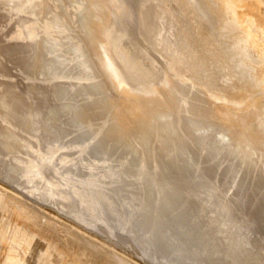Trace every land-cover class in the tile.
I'll use <instances>...</instances> for the list:
<instances>
[{"label":"rangeland","instance_id":"obj_1","mask_svg":"<svg viewBox=\"0 0 264 264\" xmlns=\"http://www.w3.org/2000/svg\"><path fill=\"white\" fill-rule=\"evenodd\" d=\"M63 1L64 2H62V0H6L5 2L4 0H0V264H157L141 256V251L138 249V245L130 234L128 235V233L120 231L109 233V228L106 226V223L101 220L102 218L97 220L96 223L90 225L81 223L67 212L65 213L66 210L63 209L61 204H50L51 202L44 201L37 195L47 192L51 196L52 194L57 193L60 196H65L68 200L78 205L85 204L88 195H86L87 191L82 185L78 184L77 181L83 180L92 174L91 176L99 178L104 182L103 184L106 189H116L114 195L116 194L115 200L117 202V210L119 208L118 205H120L119 203L130 202L131 199L137 198L138 200H132L130 209L132 212H140V210H144L146 197L149 194L153 196L156 195V193H159L157 196L159 195L158 197H161L163 195V193H161L162 191L157 192L162 190H158L161 181L157 182L158 180H155L158 169L157 163H160L165 156V158H163L164 161L168 153H177L174 155L178 156V152L176 151H179L180 148L195 147V140L189 137L187 141L184 139V141L182 140L180 142L181 144L178 145L175 144V139L161 144V130H159V128L150 130V119H145L143 124L142 118H137L139 120L135 119L138 123L136 121H134L135 124L133 123L131 138L129 136V145L122 141V139L115 138L114 140L113 137L110 138L111 136H109L108 132L116 127V120L113 113L115 107L120 104L122 99H124L126 93L140 99H149L151 93L157 88H161L164 83H169L171 85L178 84L179 88L175 95L177 99L174 97V102L172 103L171 108L172 119L178 125L176 126L177 136L180 132L183 134L186 123L194 118V115L195 120L204 122L208 129L213 130L212 134H210V132L203 137L204 140L201 146L194 148L192 151H195L194 154L196 157L195 158L192 153V160L197 161V167L194 168L193 171L191 170L192 173L190 170H187L189 171L188 173L187 171H181L182 174H185V176L183 174L181 178L180 175H178L181 174V172L179 173L176 168L173 169L175 171L170 168L171 170H169V172L173 171L174 174H177L174 176V174L168 172L166 173L167 176L163 178V180L167 178L168 180L166 179L164 181L168 182L170 187L175 188L176 190L178 189L180 193L184 194L187 192L191 197L190 201L193 200L191 206L192 203H194L196 206L193 205V207L195 206V208L201 206V204H206L203 203V200L206 199V194H210L211 192L212 195L208 196L212 198L214 197L213 201L215 203L212 202L211 204L204 205L205 208L200 212L201 217L199 221H202V225L206 226L203 229L202 238H208L205 245H203L204 247H206V245H217V249H219L218 245H220L223 250L228 251L229 249L228 252H231L233 248L238 245L239 250L231 257L223 256L221 254L211 257V261L207 264H264V176H261L260 180L262 185L260 186L261 190L258 191V188L253 187L258 172L257 165L260 172H262V166L264 165H262V163H264V69H260L257 73L256 79L249 82L245 81L244 74L237 77L233 76V74L231 76L234 63L231 64V58L230 56H227V52V54H225V51H223L221 55V58L224 57V60L226 58L225 56H227L226 61L228 62L226 63L228 64L225 68L223 65H226V63L221 59L224 63L223 64L219 58L218 60L220 61L216 60L214 66L212 63L210 64L209 62H206L208 65L202 64L203 71L201 70V66L195 69L193 68V70L190 67L192 65L191 62L193 61L191 59L193 58L188 53H185V58H182L183 61L182 64L178 65L179 67L169 69L168 66L169 61L173 60L171 58L175 59V57L178 56L176 50L179 49L181 52L182 50H185L188 42H190V40L192 42L193 37H195L197 33L198 36H201L198 37L200 38L199 42L202 41L205 43L212 31L214 32V30H217L218 32H221V30L226 31L229 29L236 11L246 9V11H252L253 6V8L256 7L254 10L257 9L259 15L264 17V0H97L95 2H90L89 5L92 8H89V6H87L88 9L86 8L90 13L88 18H86V26L89 25L88 19L90 16V22L101 20L103 16L106 15L109 19H107L108 22L105 24L107 26H104L102 31V34H104V41H106H102V45H98L94 43L93 40H84L87 51L86 54H82L84 44L81 42L83 41L81 38L85 36L86 28L83 26L79 17H76L77 10L82 8L86 2L83 0ZM235 1L236 3L238 2L236 5ZM16 2L18 5H16ZM8 4L11 8L8 7ZM34 4L35 6L40 4L37 6L39 9L36 8ZM243 4L244 6H241ZM222 7L225 10L221 9V11L220 8ZM240 7L242 9H240ZM31 8H33L32 11ZM221 12L224 13L222 14ZM160 16L162 19L158 18ZM228 19H230L231 23ZM222 20L223 22L227 21L223 23V27L221 23ZM187 28L188 30L190 29V32L188 33H190L191 37L187 34V38L181 39L182 41L180 40L174 43L171 41L169 42V38L170 40H173L174 38L176 39V33L178 31H184ZM142 31L144 36L143 33L141 35ZM227 32H229V30H227L226 33ZM226 33L223 34L226 35ZM229 33L226 37L223 36L225 38L224 42L228 41V43H230L232 41L228 38L231 34ZM166 36H169L168 40ZM163 39L166 43H162ZM41 40H45V42L43 41L45 46H55L58 42L68 44L67 42L69 40L72 41L74 52L65 59H62V56L59 57L63 64L62 72L66 71V69L76 71L82 68L81 66L88 68L89 61L92 59L94 61L97 60V63H95L98 64L99 67L100 65L101 67L104 66L103 70L100 71V79L106 82V91L104 94L109 98V104L105 105L103 108L98 107L96 110L93 109V111L88 112L87 115H84L86 117L88 116V119L83 116L84 121L82 120L80 122L81 124L79 123V126L72 125L68 122L70 113L62 115L61 118L52 120L50 125L55 126L56 132H62L63 129L66 130L67 126H70L71 128L65 133V138H62L63 140L60 144L58 141L52 140L51 137H53V135L51 133L47 134L44 130L45 134L43 130L40 129L41 126H38L39 122L36 124L33 123L36 128L32 126L29 130L20 131L19 128H24L18 126L19 128L17 129L14 127L7 119L5 113L7 108L10 107L8 106L10 102L7 104L6 101V95L10 89L12 92L15 90L13 94L22 99L25 104L35 107L37 104L46 103L45 106L49 107L54 103L55 88H59L58 90H60L69 87L71 92L75 87H79L90 81L86 79L85 82H83L80 81L81 78L72 76H58L49 79L46 78L47 80H41L40 76V78L36 77L38 76L37 73L35 74L33 71L34 74L32 75V72L30 73L29 71L28 73V70H26V67L29 64L27 63L29 59L28 54H24L25 50L22 52V49L17 52L15 50L12 51V49L24 46L26 43H29L30 48H32V45H36ZM47 46L46 48H48ZM116 48H118L119 51ZM122 49L126 50L130 57L126 51H124V55H127V57L126 59H123L125 56H122ZM116 51L120 53H116ZM229 51L231 52V50ZM36 52V55H38L39 51L37 50ZM18 53H20L19 55L21 58ZM21 53H23L25 57H23ZM49 55L52 57L51 53ZM131 56L137 61L140 59L138 62H141L140 65L142 67L136 71L137 74L139 73L138 76L141 77L140 79L142 80H137L138 83H136V79L138 78H136L135 71L133 70L134 74L132 71H129L130 69H126L128 64H131ZM31 58L32 57H30V60ZM20 59H23V61ZM126 60H129V63L127 62L126 64ZM80 62L82 63L81 65ZM220 62L222 65L221 67L223 68L222 70L220 66H216L217 63L220 65ZM123 65L126 68H124ZM204 65L206 67H204ZM144 68H148L151 74L149 71L145 73ZM199 68V71L201 72L197 74ZM25 70L27 72H24ZM147 73L151 76H147ZM191 73L192 75H190ZM229 74L231 77H227ZM193 76H196V78H193ZM149 80H151L150 82L152 83H148ZM174 82L176 83L174 84ZM204 83H207L211 87H208V89ZM213 85L214 87H212ZM53 86L54 89H52ZM211 88L214 91H212ZM36 92L38 93L36 94ZM45 92L48 93V96L44 102L41 93ZM215 92L221 93L222 96H218ZM205 98L206 103H204ZM244 98L245 101L243 100ZM51 99L52 102L50 103L49 101H51ZM201 99H203V101H200ZM26 100L28 103H26ZM255 101L262 102L263 104L261 103V105H263V108L259 111L253 109L254 112H252L251 109V113L250 111L245 113V107ZM221 102L222 104L225 103L223 105L227 104V106L235 109L232 115L233 119L234 121H237V125L239 123L241 124V126L239 124V127L236 125V128L235 125H233L235 131H233L231 128L232 126H230L231 133L232 131L234 133L232 136L228 131V127L225 125H219V122L216 123V121L214 122L211 120L210 113H207L204 115L205 117H203V114L199 113L198 109H196L199 107L206 108L210 106H218ZM16 103L20 105V101H17ZM175 103L176 105L174 106ZM4 105L8 107L3 109ZM197 105L199 107H197ZM187 106H189L188 108L192 112H190L189 109H186ZM34 107L33 109H35ZM173 107H175V110H173ZM2 111L6 118L3 116ZM97 114H100V117H98ZM44 116L45 114L43 117ZM6 120L8 121L6 122ZM25 122L26 121L23 122L24 124L22 123L24 127L26 124ZM82 123H85V125L83 126ZM80 128L83 129V131L87 130V133H78ZM72 132L73 134H71ZM217 132L223 137V145L219 148L221 149L222 146L226 147L223 150H219L220 152H218V150L212 152L216 153L215 155L219 154L218 158L217 156H213L208 159V161L203 158L204 156L202 157V155L207 149L206 146L209 142L208 139ZM145 133L147 134L145 135ZM182 134L179 136H182ZM82 135H87V137L83 138ZM105 135L106 138L104 139ZM143 135H145V137L141 140L140 138L143 137ZM177 136L176 138L180 139L179 136ZM50 138L51 140H49ZM76 138H79L80 140H77L76 142ZM98 138H101V140L103 139L102 141H99L103 147L104 145H107L104 147L105 150L101 147L103 148L102 154L101 149L99 148L100 150L97 152L99 153V156L98 154H93L92 156V153H90L92 151L91 147ZM6 139L10 140L11 146L9 148H5ZM69 142H71L70 145H68ZM79 142L80 144H78ZM112 142L113 144H111ZM171 142L173 143L169 146ZM124 143H126V146ZM57 144L58 146H56ZM23 145H27L33 153H37L38 157L45 156L46 153H53L54 159L52 166L50 167L47 163L28 165L29 167L27 168L29 169V172L24 173L21 171L20 175H22V177L17 175L18 180H16L17 177H15V181H7V179H5V174L8 170H11L14 163H17L18 161L26 162L29 159H33V157L35 158V154L33 153H29L32 156H30L29 159L27 158L29 157V154L28 152L27 154L25 153L26 149L23 147L19 148V146ZM120 145L124 147V149ZM140 146L142 149H140ZM14 147L19 148L18 152H12ZM115 148L118 150L116 151ZM134 151L137 155L135 154L136 156L134 155L133 157L129 156V154L131 155ZM202 151L204 153H202ZM124 152H127V154ZM10 153H12V156H10ZM21 153H24L26 156L24 157V154L22 155ZM106 153L108 155H106ZM145 153H147V156ZM155 153L157 155H155ZM222 153L224 155H222ZM233 153H237V156ZM248 153H253L258 156V158H254L258 162L256 161L255 165L251 168H248L251 165H249V161H246ZM109 155L111 156L109 157ZM161 155L163 157H161ZM256 155L255 157H257ZM144 156L148 157V159L143 158ZM128 157L130 160L131 158L133 160L130 162ZM260 158L263 160H260ZM143 159L147 160L143 161ZM38 160V158L34 159L35 162H38ZM154 160L156 162H154ZM61 161H66L68 165L69 162L70 164H75L77 162V167L80 168V174L77 173L71 177L70 181L64 182L62 177L64 170L60 168ZM128 162H130V166ZM123 163H126L127 165L124 166ZM136 164L138 166H136ZM54 165H56V167ZM145 165H148L147 168L149 171L145 168ZM212 168L214 171L211 170ZM244 169H246L244 171V173L246 172L245 176L244 173L241 172ZM108 170L115 171V175L110 180H114L124 172L123 175L126 179L125 185L120 186L121 181H118L119 185L114 184L115 186L113 187L110 184L111 182L109 179H103L104 176H108L104 175ZM142 172L144 180L142 178L141 184V182L137 180V177L139 176V173ZM237 173L243 174L242 183L238 186L235 184ZM207 174H209V177ZM23 175L28 178V181H26ZM153 178L155 181L152 180ZM20 179V182H24L20 183ZM245 181L247 184H250L245 185ZM167 186L168 185L166 184V188ZM253 190L258 192L255 193ZM250 196L251 198L249 200L247 197ZM260 196L263 199L262 204L260 203ZM258 198L260 199L257 200ZM247 200L249 201L248 203H246ZM256 200L257 202L259 201V205H257L258 203ZM56 204L58 205L56 206ZM110 205L111 208H113V206L116 208L115 203ZM256 205L257 207L254 209ZM225 207L230 209L232 219L227 216L225 211H221V209ZM217 214H219L218 219ZM113 216L114 214L107 219V222L115 227L117 226V222L114 220ZM224 223L232 224V229L228 232H222L223 234H221L219 233V226ZM257 225L258 227L262 226L263 230L262 228L258 229ZM204 230L206 231V234H204ZM220 230L222 229L220 228Z\"/></svg>","mask_w":264,"mask_h":264},{"label":"bare ground","instance_id":"obj_2","mask_svg":"<svg viewBox=\"0 0 264 264\" xmlns=\"http://www.w3.org/2000/svg\"><path fill=\"white\" fill-rule=\"evenodd\" d=\"M4 1L6 2V0H4ZM83 1L86 2V4H84L82 6V8H80V9L78 8L79 10H77L78 12H76V17H79V19L81 20L83 26H85V28H86L85 29L86 30L85 36L82 37L83 39L81 38V40H83V41L84 40H88V41L93 40L94 43H96L98 45H102V41H104V36H103L104 34H102V31H103L104 26H107L105 24L108 22L107 19H109V18H107V15H106V16H103V18L101 20L90 22V20H91V18H90L91 16H90L89 19H88L89 20V25H87L88 26L87 27L85 22H87L86 18H88V15L90 13H89V11L86 10V8H87V6H89V8H92L89 5V3L90 2H95L97 0H83ZM226 1H228V0H226ZM62 2H64V1L62 0ZM14 3H15V1H14ZM237 3L235 1V5ZM35 4H36V2H35ZM35 4H34V6H35ZM16 5H18L17 2H16ZM16 5L14 4L15 7H16ZM38 5H40V4H38ZM38 5H36L35 7L38 8L37 7ZM34 6H33V8H34ZM224 6H225V4H224ZM241 6H244V4L241 5ZM8 7L11 8L10 5ZM33 8H31V11L33 10ZM255 8L256 7L253 8V6H252V11H246L247 9L246 10H242V11H236L232 23H231L230 19H228L229 22L231 23V25L229 24L230 26H229V29H227V30H229V32L231 31L230 32L231 34L229 32L226 33L227 30L226 31L225 30H221V32L220 31L218 32L217 30L216 31L214 30V32L212 31L210 33V35L208 36L207 41L205 43H203L202 41L199 42L200 38H198V37L200 35L198 36V33H197L195 35V37H193V39L191 38L192 42H191V40H190V42H188L185 50H182V52L179 51V49L176 50L178 52V56L175 57V59L171 58L173 60H170L169 63H168L169 69L173 68V67H175V68L179 67L178 65L182 64V61L185 58V53L186 54L188 53L193 58V59H191L193 61L191 62L192 65L190 67L192 69L193 68L195 69V68H198L199 66H201V70H202L203 69L202 68V64L208 65L206 62H209L210 64L212 63L213 66H214V62L216 63V60H218L219 58H220V60L221 59L224 60L223 59L224 57L221 58L222 57L221 55H222L223 51H225V54L228 53L227 56H230V58H231L232 63L230 61L229 62L231 64H233V63L235 64V65L233 64V66H232L233 73H231V76L233 74V76L237 77V76H242L244 74L245 75L244 79H245L246 82L253 81L254 79H256L258 71L260 69H264V17H261V15H259V13L257 12L258 10L257 9L254 10ZM221 9L225 10V9H223V7L220 8V10ZM240 9H242V8L240 7ZM34 10H35V8H34ZM42 10H43V8H42ZM36 11H38V10H36ZM221 13L223 14L224 12H221ZM158 18H161V16L158 17ZM224 22H227V21H224ZM224 22L222 20V22H221L222 23V27H223V23ZM188 32H190V29L188 30V28L185 29L184 31H178L176 33L177 34L176 39L174 38L175 40L174 39L170 40L169 36L168 37L166 36V37H167V40L169 38V42L171 41L172 43H174V42L180 41L183 38L184 39L187 38V36H186L187 34H189V37H191L190 33H188ZM142 33H143V31L141 32V35H142ZM223 33H226V35L223 34ZM228 33L230 34L228 36V38H230L232 40L231 41L232 43L230 41H229L230 43H228V41L224 42V39H225L224 37H226ZM143 36H144V33H143ZM202 40H203V38H202ZM43 41L45 42V40H41L36 45H34V46L32 45V48H30L29 43H26L24 46L12 49V51L15 50L16 52L20 51L22 49V52L25 50L24 54H28V56H29L28 58L29 59H28L27 63H29V64L26 67V70H28V73H29V71H30V73L32 71L35 72V74L37 73L38 76H36V77L40 76L41 80H47L46 78L49 79V78L58 77V76H72V77L81 78L80 81H83V82H85L86 79H88L90 81L88 83L80 85L79 87L77 86L74 89L72 87L73 90H71V92L69 90L70 89L69 87L66 88V89L58 90L59 88H55L54 89V86H53L52 89H54L55 97L53 95L52 96L54 97V103H53V105L51 104V106H49V107L45 106L46 103L45 104L41 103L39 105L37 104V105H35V107L34 106H30L29 104H25L22 99H20L19 97H16L17 95L13 94L15 92V90H14V92H12L11 89H10V91L6 95L7 98H8V99L6 98L7 104H8V102H10V104H8V106H10V107L7 108L8 111L6 110V112H5V110H4V112L6 113L7 119L12 123V125L14 127H16L17 129L19 127H23L24 128V129L19 128L20 131L27 130V129L29 130V129H31L32 126L34 128H36V126L33 123L36 124V123L39 122L38 126H41L40 129H42L44 133H45V131L47 132V134L51 133L53 135V137H51L52 140H56L60 144V142L63 140L62 138L63 137L65 138V136H64L65 133L68 132V129H71V128H70V126H67L66 130L63 129L62 132H60V131L56 132L55 126L50 125V122L52 120L61 118L62 115H66L67 113H70V116L68 117V122L70 124H72V125L79 126L81 124L80 122L84 119L83 116L87 115L88 112L93 111V109L96 110V108H98V107L103 108V107H105V105L109 104L108 103V99L109 98L107 96H105V94H104L105 91H106V89H105L106 88V82L102 81L100 79V74H101L100 71L103 70L104 66L101 67V65H100V67H99V65L96 64L97 60L94 61L92 59V60L89 61L90 63H89V67L88 68H86L85 66H81L82 68H80L79 70H76V71H74L72 69H66V71L62 72L63 71L62 70V67H63L62 65L63 64L61 63V58H59V57L62 56V59H65V58H67L69 55H71L74 52V47H73L72 41L69 40L67 42L68 44H64V43L58 42V43H56L57 45H55V46H47L46 45L48 48H46L45 43ZM83 41H81L84 44L83 45L84 47L82 48V54H86L87 51H86V48H85V41L84 42ZM49 42H48V45H49ZM162 43H166V41L163 39ZM54 44H55V42H54ZM81 47H82V45H81ZM113 47H115V46H113ZM103 48H105V47H103ZM116 49H118V48H116ZM3 50H2V52H3ZM37 50L39 51L38 55H36V53H37L36 51ZM229 50H231V52ZM118 51H119V49H118ZM118 51H116V53ZM121 51H123V52H121L123 54L122 56H125L124 55V51H126V50L122 49ZM7 52H8V50H7ZM26 52H28V53H26ZM50 53H51L52 57L49 55ZM118 53H120V52H118ZM126 53H127V51H126ZM19 54L20 53H18V55ZM24 54L21 53V55L23 57H25ZM128 56H129V54H128ZM227 56H225V57L227 58ZM19 57L21 58L20 55H19ZM30 57H32L31 60H30ZM126 57H127V55L123 59H126ZM135 57H136V55H135ZM226 58L224 60L225 63L228 62V61H226ZM130 60H131V64L128 62L129 60H126V64H127V62L129 63L127 68L124 65L123 66L126 69H130L129 71H132L133 73L135 71L136 76H137L136 78H138V79H136V83H138L137 80L142 81L140 79L141 77L138 76L139 73L137 74V72H136L137 70H139V68L142 67L140 65L141 62H138L140 59L137 61L135 58H133L131 56ZM220 60H218V61H220ZM222 60H221V62H222ZM228 60H229V58H228ZM21 61H23V59ZM221 62H220V65L218 64L219 63L218 62L216 64V66L218 65V66L221 67L222 66ZM81 64L82 63L80 62V65ZM227 64L228 63H226V65H223L224 68H225V66H227ZM23 67H24V64H23ZM204 67H206V66L204 65ZM21 68H22V66H21ZM222 69L223 68L221 67V70ZM23 70H24V68H23ZM26 70L24 72H27ZM199 70H200V68L198 69L197 74L201 72ZM144 71L146 73L147 71H149V69L148 68L147 69L144 68ZM33 72L31 73V75L34 74ZM227 72H226V74H227ZM61 73H63V74H61ZM149 73H150V71H149ZM149 73H147V76L148 75L151 76L150 75L151 73L150 74ZM193 73H194V71H193ZM190 75H192V73ZM231 76L229 74V76H227V77H231ZM193 78H196V76L195 77L193 76ZM174 80H175V78H174ZM150 81L151 80H149L148 83H152ZM134 82H135V80H134ZM175 83L176 82H174V84ZM141 85H143V84H141ZM205 85H206L207 88L211 87L207 83ZM45 86H47V85H45ZM212 87H214V85ZM159 88H157L156 90L153 91V93H151V97L149 99H140V98H138L136 96H133V95H130V94L126 93L124 99H122L123 101L121 100L120 104L115 107V110H114V113H113L114 117H115V120H116V127L114 129H111V131L109 130L108 134H109V136H111L110 138L113 137L114 140H115V138L122 139V141L126 142L129 145V143H130L129 142L130 141L129 140V136L131 138V134H132L131 133V131H132L131 129H132L133 123H134V121H136L135 119L142 118L143 119L142 120L143 124H144V120L145 119H148V120L150 119L149 120L150 123H151L150 130H154V129H158V128H159V130H161V132H160V133H162V135L160 136V143L161 144H164V143H166V142H168L169 140H172V139L176 140V142H175L176 145L181 144L180 142L182 140L184 141V139H186V141H187V139H189V137L195 140L194 141V144L196 145V146L194 145L195 147H190V148L185 147V148H182V149L180 148L179 151H176V152H178V156L174 155V154H177V153H168V155L166 156V159L164 161H163V158H165V156L163 157L162 155H161V157H163L162 161L160 163L157 161L159 164L157 163V168L158 169L156 168L157 169V173H156L155 180H158L157 182L161 181L158 190H160V189H162V190L157 191V192H161L162 191L161 193H163V195L161 197H158L159 195L157 196V194H159V193H156V195H153V196H151L149 194L146 197V203L144 205V210L142 209L143 211L140 210V212H132V210L130 209L131 205H132L131 204L132 200H138L137 198L136 199H134V198L131 199L130 202L119 203L120 205H118L119 208L117 210V207H116V203L117 202L115 200L116 194L114 195V191L116 189H114V188L106 189L104 187V184H103L104 182L101 181L99 178H94L93 176H91L92 174L91 175L89 174L90 176L85 178V179H83V180L77 181L78 184L82 185V187H84L86 189V191H87L86 195L87 194L88 195H87V201H86L85 204L78 205V204L73 203L72 201L68 200L65 196H60L57 193L56 194H52L50 196L47 192H44L42 194H38L37 196L40 197V199H43L44 201L51 202L50 204H52V203H53V205H55V203L61 204L63 206V209L66 210L65 213L67 212L73 218H75L76 220L80 221L81 223L90 225V224L96 223L97 220L102 218L101 220L104 221L106 223V226L109 228V230H108L109 233L110 232L113 233V232L120 231V232L128 233V235L130 234L131 237L135 240L136 244L138 245V247H139L138 249L141 251V256L143 258H146L147 260H150V261H152L154 263H157V264H204V263L207 264L208 262L211 261V259H212L211 257H215V256H217L219 254H221L223 256L231 257L236 251L239 250V246L238 245L235 246L231 252H228L229 249H228V251L223 250L222 247H220V245H218L219 249H217V245H206V247H204V245L207 242L208 238L207 237H204V239L202 238L203 229L206 226L202 225V221L201 222L199 221L200 217H201L200 216V212H201V210L203 208H205L204 205L211 204L212 202L215 203L213 201L214 197L212 198V197L208 196V195H212L211 192H210V194L209 193L206 194V196H205L206 199L203 200V203H206V204H204V205L201 204V206H197L195 208L196 205L194 203H192V206H191V202L193 200L190 201L191 197H190V195H188L187 192L182 194V193H180L178 191V189L176 190L175 188L170 187V184L168 182L164 181L167 178L163 180V178H165V176H167L166 173H168L169 170H171L170 168H172V170L176 168V170L179 173L181 171L182 172L183 171L186 172L187 170H190V172H191V170L193 171L194 168L197 167V165H196L197 161L192 160L193 159L192 158V153L194 154V152H195V151L194 152H192V151L194 150V148L200 147L201 144L203 143V140H204L203 137L205 135H208V133H210V132H211L210 134H212L213 130L208 129L204 122H200L198 120H195V115H194V118H192L191 120L188 121V123H186L183 134L181 132L179 133V135L182 134V136L178 135L180 139H177L176 138V136H177V128H176V126H178V125L172 119L173 117L171 116L172 115L171 108H172V103L174 102V97L176 95L177 89H179L178 88V84L171 85L169 83L168 84L164 83L161 86V88L160 89ZM213 89H215V88H213ZM40 90H42V89H40ZM211 90H212V88H211ZM31 91H32V89H31ZM212 91H214V90H212ZM37 93L38 92H36V94ZM215 93L218 96H222L221 93H218V92H215ZM33 94H34V92H33ZM41 94H42L41 97L44 99V102H45V100L47 99V96H48L47 94L48 93L45 92V93H41ZM243 95H244V93H243ZM36 96H38V95H36ZM52 96H51V98H52ZM49 97H50V95H49ZM65 98H67V99H65ZM211 98H213V97H211ZM237 98H238V96H237ZM250 98H251V96H250ZM64 99H65V102H64ZM66 100H67V103H66ZM243 100L245 101V98ZM17 101L18 102L20 101V105H18L16 103ZM110 101H111V99H110ZM119 101H120V99H119ZM200 101H203V99H201ZM49 102L51 103L52 99ZM26 103H28L27 100H26ZM176 103L174 104V106L176 105ZM204 103H206V98L204 100ZM261 103L259 101H255L254 103L248 104V106L246 105L247 107H245V109H244L245 113L249 112L251 109H252V112H254L253 109H256V111L261 110L263 108V105H261ZM7 104H5V105H7ZM223 104H225V103H223ZM223 104L221 102V104L218 105V106H210V107H206V108L205 107L201 108V107H199L197 105V107H199V108H196V109H198L199 113L203 114V117H205L204 115H206L207 113H210L211 114V118H212L211 120L214 121V122L216 121V123L219 122V125H225L226 127H228V129H229L228 131H229L230 135L232 136L234 134L233 131H235L233 129V125H235V128H236V125H237V123H236L237 121H234L233 116H232L234 111H235V109L227 106V104L226 105H223ZM5 105L3 106L4 107L3 109L8 107V106H5ZM33 107L35 109H33ZM188 107L189 106H187V108H186L187 110L189 109ZM19 108H22V109H19ZM100 108H99V110H100ZM173 108H174L173 110H175V107H173ZM28 110H30V111H28ZM189 111H190V109H189ZM190 112H192V111H190ZM190 112H189V114H190ZM194 112H195V110H194ZM2 113H3V111H2ZM95 113H97V112H95ZM250 113H251V111H250ZM44 114H45V116L43 117ZM4 115L5 114L3 113V116ZM34 115L36 116V118H35ZM99 115H98V117H100ZM243 115H245V114H243ZM200 116H201V114H200ZM84 117H86V116H84ZM5 118H4V121H5ZM8 120H6V122ZM89 120H88V122H89ZM137 120H139V119H137ZM24 121H26L25 122L26 123L25 127L23 125ZM85 122H86V120H85ZM91 122H93V121H91ZM136 122L138 123V121H136ZM241 123H243V122H241ZM82 124H83V126L85 125V123H82ZM141 124H142V122H141ZM239 124L237 125V127H239ZM230 126H232L231 128L233 129L232 133L230 131L231 130ZM240 126H241V124H240ZM183 127H184V125H183ZM111 128H113V127H111ZM86 131H83V129L80 128L78 133L81 132L82 134H86L87 133ZM71 134H73V132ZM146 134L147 133H145V135ZM145 135H143V137H141L140 139L143 140ZM67 136H70V135H67ZM82 137L86 138L87 135H82ZM51 138L49 140H51ZM105 138H106V135L104 136V139ZM70 140H71V137H70ZM72 140L75 141L74 139H72ZM77 140H80V139L76 138V142H77ZM100 140H101V138H98V140L94 144H92V147H91L92 151L90 152V153H92V156H93V154H98V156H99V153H97V152L100 149H101V154H102V149L107 145L106 144L103 147L101 142H99ZM114 140H113V142H114ZM208 140H209V142L207 143V146H206L207 149H206V151H204L205 153L202 151V153H204L202 155V157L204 156L203 158H205L207 160L212 158L213 156H217V158H218L219 154L215 155L216 153H212V152H214V151L216 152V150H218V152H220L219 150H223L226 147V146H222L221 149L219 148L221 145H223V137H222V135H219V133L217 132L216 134L210 136V138ZM122 141H121V143H122ZM113 142L111 144H113ZM126 143H124L125 146H126ZM172 143L173 142H171L169 146H171ZM11 144H12V142H11ZM70 144H71V142L68 143V145H70ZM78 144H80V142ZM83 144H84V142H83ZM114 145H113V147H114ZM10 146H11L10 145V140L6 139L5 148H9ZM56 146H58V144ZM22 147L26 149L25 150L26 154H27V152H28V154L29 153L30 154L33 153L32 150L27 147V145L26 146L25 145L19 146V148H22ZM101 147H103V148H101ZM19 148L18 147H14L12 152H16V151L18 152ZM122 148L124 149V147H122ZM126 148H125V150H126ZM140 149H142L141 146H140ZM104 150H105V148H104ZM115 150H116V148H115ZM115 150H114V153H115ZM119 152H121V151H119ZM127 152L126 153L124 152V153L127 154ZM136 152H138V151H136ZM11 154L12 153H10V156H12ZM16 154H18V153H16ZM30 154L28 155L29 157H27L28 159L30 158V156H32ZM33 154H35V158L39 159L38 162H35L36 160L34 161V159H35L34 157H33V159H31V160L29 159L26 162H19V161L17 162L16 161L17 163L13 164L14 166H12L11 170L6 169V170H8V172L5 174V179H7V181L8 180H12V181L14 180L15 181L14 178L17 177L16 180H18V176L17 175L22 177V175H20L21 171H23L24 173L29 172V169L27 168V167H29L28 165H37V164H40V163H47V164H49L50 167L52 166V162H53V159H54L53 153H46L45 156H39V157H38L37 153H33ZM125 154H124V156H125ZM135 154L137 155V153H135V151H134V153L132 152L131 155L129 154V156L133 157ZM146 154L147 153H145V155ZM233 154L236 155L237 153H233ZM106 155H108V154L106 153ZM141 155L143 156L142 153H141ZM155 155H157V154L155 153ZM222 155H224V154L222 153ZM255 155L256 154H253V153H248L247 154L246 161H249V163H250L249 165H251L249 167L247 166L248 168H251L252 166L255 165L257 160H255L254 158H258V156L256 155L257 157H255ZM5 156H6V153H5ZM25 156L26 155L24 154V157ZM66 156H67V154H66ZM110 156L111 155H109V157ZM146 156H144L143 158H147L148 159V157H146ZM194 157H195V154H194ZM121 158H122V156H121ZM203 158H202V160H203ZM233 158H235V157H233ZM261 158H260V160H263ZM147 159H143V161L147 160ZM16 160H17V158H16ZM129 160H130V158H129ZM132 160L133 159L131 158L130 162ZM219 160H221V159H219ZM22 161H23V159H22ZM56 162H57V160H56ZM130 162H128L129 166H130ZM154 162H156V161L154 160ZM213 162H214V158H213ZM216 162H217V160H216ZM148 163H149V161H148ZM233 163H234V161H233ZM75 164H70V162H69V165H68L66 163V161H61L60 162V168L62 170H64V173L62 175L64 182L70 181L71 177L73 175L79 173L80 168L77 167L78 166L77 162ZM144 164H146V163H144ZM150 164H151V162H150ZM263 164L264 163H262V165ZM56 165H54V166L56 167ZM123 165L125 166L127 164L123 163ZM123 165H121V166H123ZM131 165H133V164H131ZM136 166H138V165L136 164ZM147 166L145 168H147ZM155 167H156V165H155ZM262 168H263L262 172H260V170L258 169V165H257V171H258L257 172V177H255V181L253 183V187L254 188H258V191L261 190L260 186H262L260 180H261V176H264V165L262 166ZM147 170L149 171L148 168H147ZM211 170L214 171L213 168ZM245 170L246 169H244L241 172L244 173ZM173 171H175V170H173ZM173 171H171L169 173L174 174ZM4 172H3V174H4ZM114 172L115 171H112V170L109 171L108 170L107 172L104 173V175H108V176H104L103 179H105V180L109 179L110 180L115 175ZM182 172H181V174H182ZM188 172L189 171H187V173ZM81 173L84 174L83 172H81ZM123 174H124V172L121 175H119L117 178H115L114 180H110V182H111L110 184L114 187L117 184L119 185L118 181H121L120 186H124L125 183H126V181H125L126 179H125V176ZM176 174H174V176ZM181 174H178V175H180V177H181V176H183L184 173L182 175ZM245 174H246V172L244 173V176H245ZM1 176H2V174H1ZM184 176H185V174H184ZM187 176H188V174H187ZM207 176L209 177V174H207ZM221 176H222V174H221ZM23 177L26 179V181H28V178L25 175H23ZM259 177H260V179H259ZM142 178L144 180L143 172L139 173V176L137 177V180L140 181L141 184H142ZM54 179H56V178H54ZM152 180H154V178ZM242 180H243V174L237 173L236 177H235V184L237 186L240 185L242 183ZM20 181H21V179L19 180V182ZM221 181H222V178H221ZM16 182L19 183L18 181H16ZM23 182L24 181H22L20 183H23ZM152 183H153V181H152ZM245 183H246V181H245ZM166 184L168 185L167 188H166ZM248 184H250V183H248ZM248 184L246 183L245 185H248ZM149 186H150V183H149ZM258 191H256V192L254 191V192L257 193ZM145 196H146V194H145ZM247 198L250 200L251 196L247 197ZM260 198L262 199L261 196H260ZM260 198H258L257 200H259ZM261 199H260V201H261L260 203L262 204L263 199L262 200ZM257 200H256V202H257ZM248 202L249 201L247 200L246 203H248ZM251 202H252V200H251ZM113 203H115V207L116 208H114V206H113V208H111L110 204H113ZM254 203H255V201H254ZM257 203H258L257 205H259V201ZM58 204H56V206ZM193 205H195V206L193 207ZM257 205L254 207V209L257 207ZM137 206H135V207H137ZM262 206H260V207H262ZM59 208H57V209H59ZM221 211L222 212L225 211L227 216L230 219H232L231 218L232 217V213H231L230 209L225 207V208L221 209ZM252 211H255V210H252ZM259 211H261V210H259ZM112 214H114L113 218L117 222V226H115V227L113 225H111V224H108V222H107V219L110 216H112ZM261 215L263 216L262 213H261ZM259 217H260V215H259ZM194 218H196V219H194ZM218 218H219V214H217V219ZM203 221H204V219H203ZM257 227H258V225H257ZM111 228H114V229H111ZM220 228L222 230H220ZM259 228H262V230H263L262 226L261 227L259 226L258 229ZM230 229H232V224L224 223L221 226H219V231H220L219 233L223 234L222 232H228V231H230ZM262 230H261V233H262ZM204 234H206L205 230H204ZM253 234H254V232H253Z\"/></svg>","mask_w":264,"mask_h":264}]
</instances>
